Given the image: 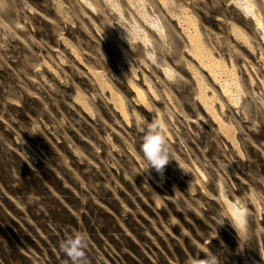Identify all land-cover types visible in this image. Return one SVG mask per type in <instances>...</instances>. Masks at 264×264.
Here are the masks:
<instances>
[{"label": "rangeland", "instance_id": "1", "mask_svg": "<svg viewBox=\"0 0 264 264\" xmlns=\"http://www.w3.org/2000/svg\"><path fill=\"white\" fill-rule=\"evenodd\" d=\"M88 1L0 0V264H264V0Z\"/></svg>", "mask_w": 264, "mask_h": 264}, {"label": "clouds", "instance_id": "2", "mask_svg": "<svg viewBox=\"0 0 264 264\" xmlns=\"http://www.w3.org/2000/svg\"><path fill=\"white\" fill-rule=\"evenodd\" d=\"M164 137L160 125L150 123L143 135L142 151L148 167H154L157 171L163 169L168 162L164 148ZM237 217L238 223H243V213L234 207L232 209ZM87 233L76 231L66 236L60 244L61 251L71 260L72 264H86ZM187 264H219L218 258L212 254H206L205 258L189 257Z\"/></svg>", "mask_w": 264, "mask_h": 264}, {"label": "bare ground", "instance_id": "3", "mask_svg": "<svg viewBox=\"0 0 264 264\" xmlns=\"http://www.w3.org/2000/svg\"><path fill=\"white\" fill-rule=\"evenodd\" d=\"M79 1L83 2L84 5L86 4L87 7L91 6V3L88 0H79ZM160 1H161V4L164 5L165 1L164 0H160ZM243 2H244L243 4L246 6L245 0H243ZM130 3H132V2H130ZM258 15H259V13L256 11V9L254 7V15H252V17H253V19L255 18L257 24H260V22H258V19H257ZM172 19L176 22L177 26L180 29L181 34L183 35V38L186 40L187 52L189 53V55H191L200 65L206 66V63L209 59V56L204 51L202 46L200 45L196 30H195L191 20L185 14L180 15V16H174V17H172ZM210 71L212 72V79L214 80L215 83L218 84L222 95L225 98H231L230 89H229L226 81L221 80V78H220L221 73H223V70L221 68L217 67L214 70H210ZM139 98H141L140 95H139ZM200 101L202 102L203 105L206 106L207 103L204 99H200ZM206 108L208 109L207 106H206ZM224 203H225L228 211L230 212L231 216H233L237 220L236 215L232 211L234 206L227 200H224Z\"/></svg>", "mask_w": 264, "mask_h": 264}, {"label": "snow or ice", "instance_id": "4", "mask_svg": "<svg viewBox=\"0 0 264 264\" xmlns=\"http://www.w3.org/2000/svg\"><path fill=\"white\" fill-rule=\"evenodd\" d=\"M246 6L244 7V11L246 14L252 16L254 15V6L251 4V0H245Z\"/></svg>", "mask_w": 264, "mask_h": 264}]
</instances>
